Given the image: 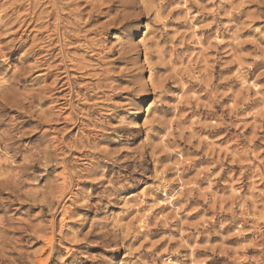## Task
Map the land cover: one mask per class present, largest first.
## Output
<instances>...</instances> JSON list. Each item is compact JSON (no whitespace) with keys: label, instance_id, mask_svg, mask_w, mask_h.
Returning a JSON list of instances; mask_svg holds the SVG:
<instances>
[{"label":"clouds","instance_id":"1","mask_svg":"<svg viewBox=\"0 0 264 264\" xmlns=\"http://www.w3.org/2000/svg\"><path fill=\"white\" fill-rule=\"evenodd\" d=\"M0 264H264V0H0Z\"/></svg>","mask_w":264,"mask_h":264}]
</instances>
